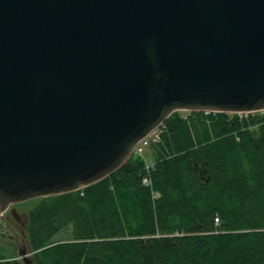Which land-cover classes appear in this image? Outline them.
I'll return each instance as SVG.
<instances>
[{
  "label": "water",
  "instance_id": "95a60500",
  "mask_svg": "<svg viewBox=\"0 0 264 264\" xmlns=\"http://www.w3.org/2000/svg\"><path fill=\"white\" fill-rule=\"evenodd\" d=\"M177 111H264V0H0V215L108 177Z\"/></svg>",
  "mask_w": 264,
  "mask_h": 264
},
{
  "label": "trees",
  "instance_id": "16d2710c",
  "mask_svg": "<svg viewBox=\"0 0 264 264\" xmlns=\"http://www.w3.org/2000/svg\"><path fill=\"white\" fill-rule=\"evenodd\" d=\"M150 149L154 200L136 156L41 198L27 214L32 263L264 264V114L174 112ZM0 264L23 263L0 253Z\"/></svg>",
  "mask_w": 264,
  "mask_h": 264
},
{
  "label": "built area",
  "instance_id": "2783aa9c",
  "mask_svg": "<svg viewBox=\"0 0 264 264\" xmlns=\"http://www.w3.org/2000/svg\"><path fill=\"white\" fill-rule=\"evenodd\" d=\"M180 116L183 119H187L191 111H180ZM205 114L211 113L204 111ZM239 117L245 116L246 114H237ZM164 131V123L159 124L155 129H153L147 136L139 140L133 150V156L140 157L144 165V174L141 179V185L147 187L150 191L152 200L158 197V194L152 188V175L156 169V163L153 159H147L144 157L146 150L150 149L151 146H155L159 143L161 135ZM215 224H217V219H215Z\"/></svg>",
  "mask_w": 264,
  "mask_h": 264
},
{
  "label": "rangeland",
  "instance_id": "374dc122",
  "mask_svg": "<svg viewBox=\"0 0 264 264\" xmlns=\"http://www.w3.org/2000/svg\"><path fill=\"white\" fill-rule=\"evenodd\" d=\"M261 114H264V111L261 112ZM144 157L147 159L152 158L151 149H148L145 151ZM38 205H41V199H35V200L15 204L13 206V208L15 209L18 216L21 217L22 221H25L26 215L28 214V212L30 210L38 207ZM20 227L22 228L23 226H20ZM23 232H24V236H25V243L28 245V236H26L27 232H25V230ZM68 237H69V233H68V230H66L63 233H61L59 236H57L55 238V240H59V239L65 240V239H68ZM0 253H1V255H4V257L7 259H17V260L21 261L19 255H18V250H17L16 244L14 242L6 239V238L0 237ZM27 253L31 256L29 248H27Z\"/></svg>",
  "mask_w": 264,
  "mask_h": 264
},
{
  "label": "flooded vegetation",
  "instance_id": "af4514ba",
  "mask_svg": "<svg viewBox=\"0 0 264 264\" xmlns=\"http://www.w3.org/2000/svg\"><path fill=\"white\" fill-rule=\"evenodd\" d=\"M13 206L14 205L8 206V208H6L0 215V237L14 242L17 246V250L24 248L27 249L29 248V245L25 243L23 231L25 230L26 232L29 219L26 215L25 221H22ZM20 226L23 227L21 228Z\"/></svg>",
  "mask_w": 264,
  "mask_h": 264
}]
</instances>
